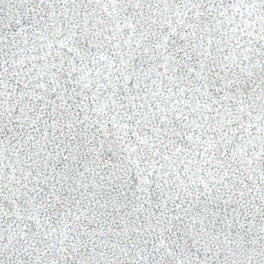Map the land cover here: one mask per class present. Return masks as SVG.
Here are the masks:
<instances>
[{"label":"snow or ice","instance_id":"snow-or-ice-1","mask_svg":"<svg viewBox=\"0 0 264 264\" xmlns=\"http://www.w3.org/2000/svg\"><path fill=\"white\" fill-rule=\"evenodd\" d=\"M0 264H264V0H0Z\"/></svg>","mask_w":264,"mask_h":264}]
</instances>
